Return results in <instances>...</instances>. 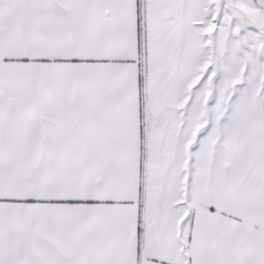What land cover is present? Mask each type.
Returning a JSON list of instances; mask_svg holds the SVG:
<instances>
[{"label": "snow or ice", "instance_id": "6c2138e0", "mask_svg": "<svg viewBox=\"0 0 264 264\" xmlns=\"http://www.w3.org/2000/svg\"><path fill=\"white\" fill-rule=\"evenodd\" d=\"M0 264H264V0H0Z\"/></svg>", "mask_w": 264, "mask_h": 264}]
</instances>
